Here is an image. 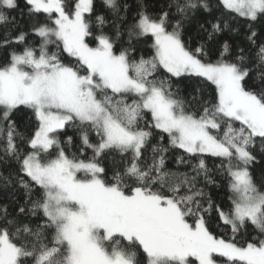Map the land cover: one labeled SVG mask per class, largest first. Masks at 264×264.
<instances>
[{"label":"snow or ice","instance_id":"6c2138e0","mask_svg":"<svg viewBox=\"0 0 264 264\" xmlns=\"http://www.w3.org/2000/svg\"><path fill=\"white\" fill-rule=\"evenodd\" d=\"M0 26V264H264V0H0Z\"/></svg>","mask_w":264,"mask_h":264},{"label":"trees","instance_id":"16d2710c","mask_svg":"<svg viewBox=\"0 0 264 264\" xmlns=\"http://www.w3.org/2000/svg\"><path fill=\"white\" fill-rule=\"evenodd\" d=\"M128 2L130 4H133L134 5L135 0H128ZM170 2H171V0H148V3L150 5H152L153 8H154V10H156V11H159V9L161 7H165ZM11 15L16 16L17 13L16 12H12ZM190 32H191V29L186 30V34H185L186 37H187V35L190 34ZM3 35H4V28H3V26H0V37H2ZM193 43H195V42H193ZM141 47L143 48V46H141ZM51 50L54 51L55 50L54 47ZM143 51L147 54L151 50L150 49H147V48H143ZM162 74L163 75H167L165 73H162ZM173 83L175 84L176 81L173 80ZM180 86H181V88L183 90V94L184 95H187L189 92L192 91V85L191 84L185 85V84L182 83ZM69 134H71V131L69 132ZM165 143H167V139H165ZM75 150H76L75 147H73L72 149H70V151H75ZM177 152H178V150L170 149V151H169V160H168V163H167V166L169 168H173V169L175 168L174 155L173 154L174 153H177ZM88 155H91V153L89 152ZM212 159L213 158H209V165H210V167L212 166ZM182 170H184V169H182ZM256 175L259 176V169H257ZM212 194H213V197L214 198H218V202H222L224 204H227V202H228V199L227 198H228L229 193H228V190H227L226 186L221 185V188L220 189L212 190ZM213 230L218 235H222L226 239L230 237V232L226 228H224L223 226L220 227V228H215L214 227Z\"/></svg>","mask_w":264,"mask_h":264}]
</instances>
